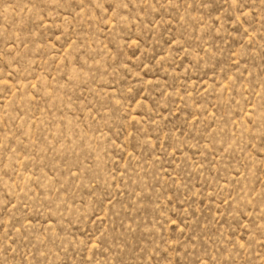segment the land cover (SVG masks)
<instances>
[{
  "label": "rangeland",
  "instance_id": "1",
  "mask_svg": "<svg viewBox=\"0 0 264 264\" xmlns=\"http://www.w3.org/2000/svg\"><path fill=\"white\" fill-rule=\"evenodd\" d=\"M0 264H264V0H0Z\"/></svg>",
  "mask_w": 264,
  "mask_h": 264
}]
</instances>
